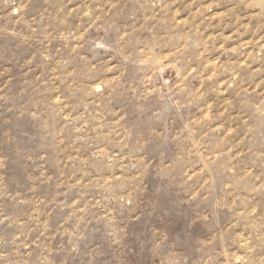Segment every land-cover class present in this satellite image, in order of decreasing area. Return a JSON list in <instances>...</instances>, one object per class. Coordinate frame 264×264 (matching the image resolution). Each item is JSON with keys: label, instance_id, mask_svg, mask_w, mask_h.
Segmentation results:
<instances>
[{"label": "rangeland", "instance_id": "rangeland-1", "mask_svg": "<svg viewBox=\"0 0 264 264\" xmlns=\"http://www.w3.org/2000/svg\"><path fill=\"white\" fill-rule=\"evenodd\" d=\"M0 264H264V0H0Z\"/></svg>", "mask_w": 264, "mask_h": 264}]
</instances>
